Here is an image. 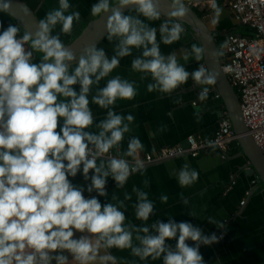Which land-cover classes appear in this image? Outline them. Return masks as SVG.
Listing matches in <instances>:
<instances>
[{"label":"clouds","instance_id":"1","mask_svg":"<svg viewBox=\"0 0 264 264\" xmlns=\"http://www.w3.org/2000/svg\"><path fill=\"white\" fill-rule=\"evenodd\" d=\"M12 7L13 0H0V13L14 15ZM16 7L22 17L31 16L26 5ZM71 7L69 0H59L58 7L35 23L34 31L22 32L20 24L9 23L0 33V264H52L53 260L56 264H128L111 254L113 248L130 250L139 261L162 258L163 264H204L199 248L216 243L215 234L205 235L192 223H176L171 217L167 223L147 224L154 202L136 187L132 188L134 215L142 223H132L122 211L131 194L124 192L120 199L113 193L111 202L102 205L95 197L86 199L83 187L68 179L82 166L84 179L91 180L87 191L106 196L108 177L123 189L130 175L144 174V165L137 159L144 148L141 140L130 137L122 150L135 117L115 111V105L118 100L134 99L138 89L134 81L110 77L121 59L133 57L131 70L150 81L149 93L172 95L191 78L200 89L199 100L208 99L219 73L201 62L205 48L192 43L182 51L183 63L175 51L161 52V44L173 45L185 33L183 22L189 14L185 0H171L166 12L161 0L94 3L91 15L106 17L104 37L113 45L111 58L96 44L84 47L78 57L65 45L61 37L71 34L74 22L80 21V13L69 11ZM212 8L219 16V6L213 2ZM162 14L167 19L160 24L158 41L157 29L150 23ZM33 52L39 54L37 63L32 62ZM209 55L218 58L222 53L213 50ZM190 59L201 62L191 73L184 67ZM77 84L79 92L72 87ZM181 102L182 97L175 100ZM90 104L106 110L99 123L94 124ZM58 118L63 120L59 133ZM175 175L181 187L191 186L199 177L188 163ZM143 183L149 186L148 180ZM160 200L166 203L168 196ZM207 221L224 226L212 217ZM73 229L88 235L73 239ZM172 239L175 247L166 244ZM189 240L194 246L186 243ZM57 251L60 254L52 255Z\"/></svg>","mask_w":264,"mask_h":264},{"label":"crops","instance_id":"2","mask_svg":"<svg viewBox=\"0 0 264 264\" xmlns=\"http://www.w3.org/2000/svg\"><path fill=\"white\" fill-rule=\"evenodd\" d=\"M38 15L39 19L58 7L59 0H24ZM205 18L208 25L213 30L217 40L224 48L226 35L228 32H239L240 23L236 20L234 12L230 7L223 5L220 0H186ZM98 0H69L72 6L69 11H78L80 21L74 22L71 34L62 36L61 39L66 44L78 35L83 24L90 19L91 6ZM213 2L222 10L216 16L212 8ZM125 11V14H128ZM164 21L160 18L151 22L150 26L157 29V39L159 41L158 29ZM9 23L17 24L8 13H0V33L5 30ZM59 28H57V31ZM80 31V32H79ZM79 32V33H78ZM192 43H196L185 31L181 40L173 45L161 44V52L168 54L173 51L181 59L182 51L189 49ZM103 48L106 55L111 58L114 55L113 45L104 39L97 45ZM26 51H31L25 45ZM134 51L133 55H137ZM132 56L121 59L120 65L110 74L120 75L129 81H134L138 94L132 100H118L115 111L124 115L132 114L135 119L131 123V132L125 134L122 142V150L126 149L128 139L132 136L138 137L144 145L143 150L138 154L155 152L162 147L174 146L178 144L187 145L188 137L206 139L214 135L218 125V120L224 110H227L225 101L216 86H210L208 99L200 101L198 98L199 87L191 78L185 85H182L172 95H162L157 92L149 93L146 85L149 80H141V74L131 70ZM39 57L32 58L33 63H37ZM204 63V60L201 61ZM201 62L190 59L184 67L191 73L195 71ZM205 64V63H204ZM109 77V78H110ZM107 79V78H106ZM105 81H101L103 86ZM74 90L79 92L80 85H73ZM182 97V102L177 104L175 100ZM90 107L94 114V124L99 123L104 118L105 111L96 105ZM63 125V120L58 118L59 133ZM164 131H159L161 127ZM95 131V129H92ZM67 164V161L64 162ZM184 163H188L192 169L199 173L198 180L188 187H181L178 184L175 173L179 171ZM94 172H89L91 177ZM68 179L74 186L83 187V195L87 198L95 197L102 205L110 203L113 193L123 199L124 192L132 195V200L126 201L127 209H122L128 221L141 224L135 219L134 203L136 195L132 188L136 187L148 193V198L154 202L155 210L150 216L147 224L156 220L167 223L171 217L174 222H188L202 229L205 235L215 234L217 242L199 248L204 264H264V188L257 183V177L250 167L249 160L241 154V146L238 140L229 144L227 151L218 149L206 150L199 156L180 155L170 159L157 161L144 166V174L135 173L130 175L123 189H117L116 181L111 177L107 178L105 185L106 196H99L95 191L89 193L87 187L91 180H85L81 171L75 177ZM148 180L149 186L145 187L143 181ZM183 194V196H181ZM167 195L168 200L162 203L160 197ZM183 200H187L185 204ZM244 200V203L242 201ZM195 214L192 216L190 214ZM209 217L223 223V227H217L207 221ZM73 239H79L87 233H80L74 230ZM222 233V236L219 234ZM178 238V236H177ZM190 246H194L193 241H186ZM166 244L175 247L176 239L166 240ZM111 254L127 261L128 264H163L162 258L153 261H139L138 258L130 255V250H110ZM60 254L58 251L52 255ZM64 255L72 260L71 255L65 251ZM52 264H56L53 260Z\"/></svg>","mask_w":264,"mask_h":264},{"label":"built area","instance_id":"3","mask_svg":"<svg viewBox=\"0 0 264 264\" xmlns=\"http://www.w3.org/2000/svg\"><path fill=\"white\" fill-rule=\"evenodd\" d=\"M220 1L232 9L240 24L255 30L254 36L227 33L222 68L238 92L244 121L264 156V0ZM237 138L228 111L224 110L212 137L202 139L190 135L187 145L162 147L155 152L142 153L137 159L145 166L180 155L199 156L210 149L225 152Z\"/></svg>","mask_w":264,"mask_h":264},{"label":"water","instance_id":"4","mask_svg":"<svg viewBox=\"0 0 264 264\" xmlns=\"http://www.w3.org/2000/svg\"><path fill=\"white\" fill-rule=\"evenodd\" d=\"M170 2L171 0H161L165 12L168 10ZM18 3L24 4L30 9V17L24 18L21 16L16 7ZM185 3L189 9L188 17L183 22L185 31L196 43H199L205 48V65L219 73L215 84L216 90L220 93L226 103L233 128L238 134L237 140L241 146V154L249 160L250 167L253 169V173L257 177L258 185L264 188V156L244 121L238 92L231 85L227 75L223 71L222 59L224 48L222 47V43L217 40L205 18L194 8V6L186 0ZM127 10H129V7H126L124 12ZM12 12L14 15H11V17L17 24L21 25L22 32L25 30L30 32L34 31L35 23L39 20V17L24 0H13ZM161 19L165 21L167 19L166 14H162ZM105 22L106 17L98 18L91 16L81 32L65 45L72 47L76 51L78 57L84 47L92 44H96L97 46L98 43L104 39ZM28 49L31 50L29 46ZM213 50L220 51L222 55L218 58L210 57L209 53ZM36 57H39V54L33 52V58Z\"/></svg>","mask_w":264,"mask_h":264},{"label":"trees","instance_id":"5","mask_svg":"<svg viewBox=\"0 0 264 264\" xmlns=\"http://www.w3.org/2000/svg\"><path fill=\"white\" fill-rule=\"evenodd\" d=\"M88 21V20H87ZM87 21L83 24V27L86 25ZM82 27V28H83ZM80 32V31H79ZM78 32V33H79ZM240 34H244V35H250V36H254L255 35V30L250 27L249 25H244V24H241L240 25V31L238 32Z\"/></svg>","mask_w":264,"mask_h":264}]
</instances>
